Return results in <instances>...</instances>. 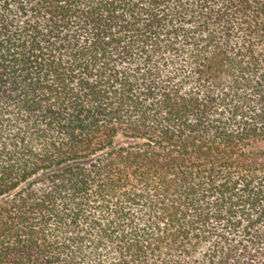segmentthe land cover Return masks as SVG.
<instances>
[{
	"label": "trees",
	"instance_id": "16d2710c",
	"mask_svg": "<svg viewBox=\"0 0 264 264\" xmlns=\"http://www.w3.org/2000/svg\"><path fill=\"white\" fill-rule=\"evenodd\" d=\"M0 264H264V0H0Z\"/></svg>",
	"mask_w": 264,
	"mask_h": 264
}]
</instances>
